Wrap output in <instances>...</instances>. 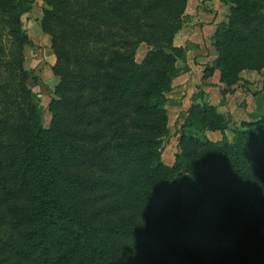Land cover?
<instances>
[{
	"label": "trees",
	"instance_id": "trees-1",
	"mask_svg": "<svg viewBox=\"0 0 264 264\" xmlns=\"http://www.w3.org/2000/svg\"><path fill=\"white\" fill-rule=\"evenodd\" d=\"M58 77L47 128L27 85L15 0H0V264H264V108L227 121L206 102L160 160L186 0H42ZM210 36L228 89L264 68V0H223ZM139 44L146 51L134 59Z\"/></svg>",
	"mask_w": 264,
	"mask_h": 264
},
{
	"label": "crops",
	"instance_id": "crops-1",
	"mask_svg": "<svg viewBox=\"0 0 264 264\" xmlns=\"http://www.w3.org/2000/svg\"><path fill=\"white\" fill-rule=\"evenodd\" d=\"M227 11L228 5L223 0H186L181 28L172 38V45L180 47L182 53L175 59V69L170 75L171 85L164 93L167 99L166 110L168 102L172 105L176 103L173 106L182 110L180 113L182 123L178 129L200 139L212 141L221 138L219 131H199L185 123L186 109L191 103L202 101L214 107L227 121L224 134L225 131H229V126L235 125V122L239 124L248 120L250 116L258 117L264 108V86L260 88V92L250 93L244 81L238 79L235 84L224 89V84L218 80V71L212 68L215 51L210 36L216 24L224 19ZM53 61L50 55L47 64L51 65ZM246 72L248 73H243L245 74L242 75L243 78L252 71Z\"/></svg>",
	"mask_w": 264,
	"mask_h": 264
},
{
	"label": "rangeland",
	"instance_id": "rangeland-1",
	"mask_svg": "<svg viewBox=\"0 0 264 264\" xmlns=\"http://www.w3.org/2000/svg\"><path fill=\"white\" fill-rule=\"evenodd\" d=\"M43 7L44 2L42 0H15V9L20 24L19 28L26 34L28 39V42L22 46V64L23 67L29 71L26 82L31 91L40 122L43 127L47 128L49 114L46 110V105L52 96V90L58 81V77L52 74L49 68L50 65L47 64L50 55L54 59L52 50L49 47V36L43 33L39 27V20L42 15ZM223 20H225V17ZM8 39L9 38L4 34L0 36V44L5 47L6 51L9 47ZM145 51L146 46L140 44L136 48L134 59L138 61ZM243 70L245 71H239L238 79L244 81L250 93L260 92V88L264 86V68L260 70ZM246 71L252 72H250L251 74L249 75L246 74V78H243L242 75H245L243 73H248ZM168 103V108L166 110L167 133L162 138L160 157L163 162L172 163L173 156L176 152V138L180 130L178 127L182 123V116L180 114L182 110L180 107L173 106L176 103L173 105L171 102ZM254 119L255 118H252V116L248 118V120ZM237 127V122H235L234 126H229V131H225V136L230 139ZM201 137L203 138L202 135Z\"/></svg>",
	"mask_w": 264,
	"mask_h": 264
}]
</instances>
